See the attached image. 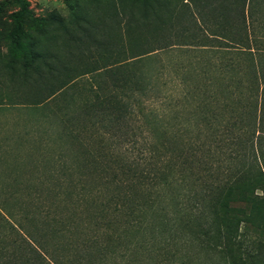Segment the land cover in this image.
Masks as SVG:
<instances>
[{
	"label": "trees",
	"instance_id": "obj_1",
	"mask_svg": "<svg viewBox=\"0 0 264 264\" xmlns=\"http://www.w3.org/2000/svg\"><path fill=\"white\" fill-rule=\"evenodd\" d=\"M223 1L221 25L186 41L148 40L163 18L151 32L150 0H132L139 11L117 19L116 42L87 25L65 30L60 50H28L36 92L22 100L58 102L83 77L86 96L17 142L37 158L17 154L11 167L0 153V264H178L194 247L221 264H264V0ZM16 32L19 43V22ZM129 36L139 42L126 48ZM175 50L188 55L159 58Z\"/></svg>",
	"mask_w": 264,
	"mask_h": 264
},
{
	"label": "rangeland",
	"instance_id": "obj_2",
	"mask_svg": "<svg viewBox=\"0 0 264 264\" xmlns=\"http://www.w3.org/2000/svg\"><path fill=\"white\" fill-rule=\"evenodd\" d=\"M24 2L31 18H18L20 7L16 0H0V153L6 155L5 160L11 167L12 163L14 165L16 163L14 157L15 159L18 157L21 163L28 162L29 155L32 158L38 156L30 153L29 147H19L17 142L24 140L25 144L30 141L33 143L38 139L39 132L43 130L48 132L49 128L53 127L55 110L66 107L68 114H73L86 96L87 78L83 77L75 87L67 89L65 96L58 102L47 101L40 105L30 100H22L21 95L28 96L36 92L32 86L33 82L30 79L27 82L24 80V74L33 76L31 70L26 72L22 66L23 57L28 50L31 47L42 49L46 46L56 50L66 39L63 33L65 30L79 35L80 28L87 25L104 26L109 33L111 32L110 39L116 42L117 19L124 21L130 11L136 14L139 11V6L134 5L132 0H24ZM223 2V0H150L146 29L152 32L156 26L157 21L154 18L156 12L163 19L159 34L149 35L147 39L154 42L158 38V41L163 43L162 41L166 39L164 37L171 33L179 32L181 35L177 38L179 41H186V37L194 34L205 35L206 26L215 29L221 25L224 12L221 5H226ZM121 7L125 8V12H121ZM18 22L22 35L19 37V43H16ZM175 39L176 37H171L168 41L174 43ZM136 40L137 37L129 36L123 39L122 44L130 48L139 42ZM209 43L223 45V42L214 38H210ZM187 55L185 51L175 50L160 53L159 58L164 63H169L182 60ZM146 66L152 67L154 63L150 62ZM5 139H9L6 142L7 146L1 147ZM123 149L128 150V156L131 155V144H127ZM55 150V146H51L44 152L48 156L54 154ZM19 165L16 164L15 167ZM4 169L5 164L0 165V171L3 172ZM254 236L251 231L246 237L249 241H244L246 248L241 256L246 262L250 254L255 252ZM176 258L178 264H221L217 254H204L197 247L189 252L180 250Z\"/></svg>",
	"mask_w": 264,
	"mask_h": 264
}]
</instances>
